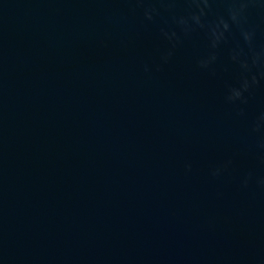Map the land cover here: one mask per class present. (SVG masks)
Wrapping results in <instances>:
<instances>
[{"label": "water", "instance_id": "obj_1", "mask_svg": "<svg viewBox=\"0 0 264 264\" xmlns=\"http://www.w3.org/2000/svg\"><path fill=\"white\" fill-rule=\"evenodd\" d=\"M0 264H264V0H0Z\"/></svg>", "mask_w": 264, "mask_h": 264}]
</instances>
